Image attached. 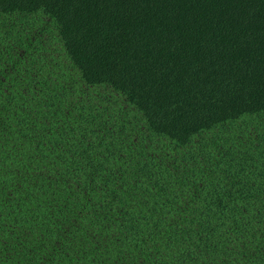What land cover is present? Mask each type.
Listing matches in <instances>:
<instances>
[{"label":"trees","instance_id":"trees-1","mask_svg":"<svg viewBox=\"0 0 264 264\" xmlns=\"http://www.w3.org/2000/svg\"><path fill=\"white\" fill-rule=\"evenodd\" d=\"M0 264H264V0H0Z\"/></svg>","mask_w":264,"mask_h":264}]
</instances>
